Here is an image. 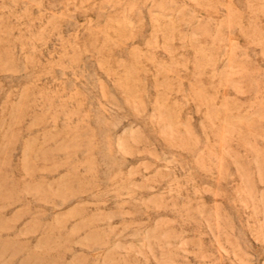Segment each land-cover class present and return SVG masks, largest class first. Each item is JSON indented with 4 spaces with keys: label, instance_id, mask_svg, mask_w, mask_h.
<instances>
[{
    "label": "rangeland",
    "instance_id": "rangeland-1",
    "mask_svg": "<svg viewBox=\"0 0 264 264\" xmlns=\"http://www.w3.org/2000/svg\"><path fill=\"white\" fill-rule=\"evenodd\" d=\"M0 264H264V0H0Z\"/></svg>",
    "mask_w": 264,
    "mask_h": 264
}]
</instances>
